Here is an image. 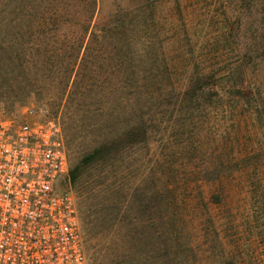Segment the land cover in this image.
Segmentation results:
<instances>
[{
  "label": "rangeland",
  "instance_id": "374dc122",
  "mask_svg": "<svg viewBox=\"0 0 264 264\" xmlns=\"http://www.w3.org/2000/svg\"><path fill=\"white\" fill-rule=\"evenodd\" d=\"M249 2L253 8L248 10L244 7ZM28 4L40 9V15L30 19L39 23V20L45 17L47 23L40 31L35 23L31 22L33 26H30V31L26 27L23 28L21 39L3 42L9 52L8 57L17 63L15 68L9 67L10 70L7 71L3 63L7 51L5 55L0 54V113L19 118L25 107L33 106L41 118L58 119L64 131L72 167L76 160L89 155L93 149H102L107 138H110L107 143L116 140L117 130L127 118L134 117L131 115L136 111V102L124 101L120 95V88L126 87L122 82V70L130 71L132 67L129 68V65L133 66V62L136 68H139L137 71H140L137 76L144 70L166 67L174 73V81L171 79L169 83L183 85L186 82V71L212 65L209 64L210 61L208 64L202 62L203 55L207 54L208 59L214 63L220 61V57L217 58L215 54L226 51L225 46L222 47L223 41L220 37H231L235 34L233 22L242 23L241 32L248 37L252 34L254 22L264 21V0H31ZM93 8L90 26L96 31L109 24L119 10L138 9L129 18L137 25H134L132 35L137 39L141 36L144 38L138 40L135 43L136 48L131 50L138 55L148 54L149 60L137 56L131 62L123 64L121 53L124 51L117 47L118 39L113 37L104 41L98 33L97 39L89 38L88 35L82 41L84 48H87L85 51L84 48L81 50L78 59L84 58L85 65L83 68L76 66L71 72L68 63L76 53L69 47L74 43L77 45L78 41L73 43L69 37L63 39L66 36V28L61 27L55 35L48 30L54 28L51 23L56 20H74L71 23L82 19L85 21ZM55 11L60 15L52 14ZM144 21L149 24L145 30L142 27ZM147 37L151 42L142 45V40ZM53 39L57 42L53 50L45 49L44 46L51 44ZM30 41L37 43L39 47L33 48L32 51L35 63L30 62L19 67L18 64L23 62L26 44ZM62 43L63 47L60 46ZM233 53L227 52V57L223 55L221 58L227 63ZM141 75L136 79V85L141 84ZM17 80L22 81V84H18ZM129 82L132 83L133 80L130 79ZM129 82L127 86L131 87ZM220 84L224 86L225 80L220 81ZM127 89L126 92L130 91V88ZM229 99H232V96L227 94L218 102L214 100L217 105L216 113L210 115L211 119L205 122L211 123L212 131H218L220 152L217 165H227V162L233 165L236 161H245L243 163L247 164L240 166L246 167L247 171L241 180H222L219 191L222 202L213 209L218 219L220 235L231 241L227 244L234 256L232 263L264 264L262 172L260 183L256 182V171L263 169L264 173V156L258 160L254 157L258 155L256 153L264 151L263 139L257 135L262 128L258 125L251 126L249 119H246L247 122L241 121L240 130L234 131L238 116L233 112V103ZM161 111L162 114L154 119L160 129L155 139H160L163 131L164 138L167 139L171 130L177 131L183 122V116L171 112L166 115L163 109ZM235 134L237 143H232L230 138ZM230 147L234 152H240V159H236L238 154L220 157L221 149L228 151ZM161 148L162 146L159 151ZM154 153L153 146L150 151L147 146H139L110 154L111 158L101 170L102 173H96L99 177L97 181L102 183L98 188L100 194L96 188V192L91 190L86 177L70 184L78 199L82 217L84 210L89 209L87 213L90 224L84 226L85 252L89 264H162V261L167 259L169 249L181 244L168 242L164 235L160 240H149L150 243H132L123 235L127 228L133 229L138 239L143 229L151 233L145 223L149 213V201L145 197L148 196L147 189L152 180L149 172ZM125 193L130 196L140 193L142 197L131 200V205L126 209L119 204L120 197L127 195ZM101 205L108 209L101 211ZM159 211L162 214L167 213V209L162 208ZM106 213L111 214L113 218L104 221L102 216ZM124 214L130 217L126 220ZM161 225L157 224L162 228L161 232H167V229L173 226ZM164 240L166 242L162 243ZM224 242L226 243L225 239ZM173 252L170 251V254Z\"/></svg>",
  "mask_w": 264,
  "mask_h": 264
},
{
  "label": "trees",
  "instance_id": "16d2710c",
  "mask_svg": "<svg viewBox=\"0 0 264 264\" xmlns=\"http://www.w3.org/2000/svg\"><path fill=\"white\" fill-rule=\"evenodd\" d=\"M30 1L3 0L0 2V54L5 55L7 51V47L3 45V42L9 39H21L23 28L26 27L30 31V26H33L31 22L35 23L36 28L40 31L45 28L42 27L47 23L45 17H42L39 23L30 19L31 17L35 18L37 14L40 15V9L38 7L35 9L31 4H28ZM92 1L95 2V0ZM251 5L252 3L249 2L244 8L249 10L253 8ZM94 8L91 9V15L85 21L82 19V21L71 23L74 20H70V22L56 20L51 23L54 28L48 30V32H53L52 35H55L61 27L66 28V36L63 39L69 37L73 40V43L78 41L77 45L74 43L69 47L74 54L76 53L72 57L73 60L68 63L71 72L76 66L83 68L85 65L84 58L78 59L81 50L84 48L82 41L88 35L89 38L97 39L98 33L104 41L113 37L118 39L117 47L124 51L121 53L123 64L131 62L137 56L140 59L149 60L148 54L138 55L137 52L131 50L136 48L135 43L138 40L144 38L141 36L137 39L132 35L135 30L134 25H137L129 18L138 9L119 10L109 24L100 29L97 28L98 31H96L95 28L90 26ZM52 14L60 15L58 11ZM146 26H149V24L144 21L142 24L144 30ZM233 27L235 29L234 35L220 37L223 41L222 47L225 46L224 50H226L221 54L218 52L215 54L217 58L220 57V61L214 63L208 59L207 54L203 55L202 62L208 64V61H210L209 64L212 65L186 71V82L183 85L169 83L171 79L174 81V73L166 67L148 69L139 73L143 75L140 85H136V79L140 78L137 73L140 71H137L139 68H136L134 62L132 63L133 66L129 65V68L132 67V72L131 70H122V82L127 88H130V91L126 92L128 89L122 87L120 88V95L124 101L136 102V111L131 115L135 118H127V121L117 130L116 140L107 143L110 141V138H107L102 149H93L89 155L76 160L73 167L70 166V184H75L82 177H86L91 190L96 192V188L97 193L100 194L98 188L102 186V183L97 181L99 177L96 173H102L101 170L104 169L105 164H108L111 158L110 154L117 151L124 152L128 147L147 146L149 151L151 146L154 147L155 153L149 172L152 180L147 189L148 196L145 197L149 201V213L147 219H143L146 221L145 223L151 233H149V230L143 229L138 239L136 232L131 228H127L123 235L132 243L135 241L150 243L149 240H160L162 235L166 237L165 240L171 241L170 243H181L179 246L176 245L169 249L167 259L162 261V264H233L232 249L227 244L231 241L220 235L217 225L218 219L213 207L222 202L221 193L219 192L222 180L243 179L247 168L240 165L247 163L236 161L233 165H230V162L229 164L227 162V165L224 163L217 165L220 152L218 131H212L211 123L207 124L205 121L211 119L210 115L213 116L216 113L217 105H215L214 100L218 102L222 96L228 94L232 96V99H229L233 103L232 110L238 116V123L233 127L234 131L240 130L241 121L247 122L246 119H249L251 126L256 127L258 125L262 128V131H259L257 135L260 138L262 137V143H264V21L254 22V26H252L254 29L248 37L241 32L243 30L242 23L233 22ZM139 30L143 31L140 28ZM142 41V45L151 42L148 37ZM55 44L57 42L53 39L51 44L45 45L44 48L53 50ZM60 46L63 47L64 43ZM37 47V43L32 41L26 44L23 62L21 61L18 64L19 67L30 62L35 63L32 51L33 48L36 49ZM86 48H84V51ZM227 52L231 54L234 52V58L232 57L229 62L225 63L221 57L223 55L227 57V54H225ZM8 53L7 51L3 61L7 71L10 70L9 67L15 68L17 63L12 62V59L8 57ZM228 63L230 64L228 65ZM233 66L234 69H232ZM130 79L135 84L130 83ZM223 80H225L224 86L220 84V81ZM16 82L22 84V81L17 80ZM128 82L131 87L127 86ZM154 109L156 110L153 113ZM162 109L166 115L171 112L183 116V122H181L177 131L171 130V135L167 139L164 138V131L160 134L162 136L160 139H155L159 135L160 129L154 119L162 114ZM205 128L206 130H204ZM236 135L230 138L232 143H237ZM161 146L162 148L159 151ZM231 148L228 151H222L223 149H221L220 157L238 154L236 159H240V152H234ZM256 154L254 157L258 160L264 156V151ZM186 155L187 157H184ZM237 162L242 164H237ZM263 162L264 160H262ZM261 172L264 179L263 169L256 171V182L258 183L261 181ZM207 175L210 177H207ZM142 191L144 192V190ZM125 194L127 195L120 197L119 204L126 207V209L131 205V200L142 197L140 193L134 194V196H130L128 193ZM258 205H260V202ZM103 206L101 205V207ZM162 208L167 209L166 214L160 213L159 209ZM106 209L108 207H103L101 211ZM87 211L84 210L83 217L80 212L84 232L86 228L84 226L90 224ZM126 212L128 211L126 210ZM129 217L130 215H125L126 220ZM102 218L106 221L107 219L111 220L113 217L111 214L106 213ZM160 223L173 226L171 229H167V232H161L160 229L162 228L157 226ZM165 240L162 243H165ZM170 251L174 252L170 254Z\"/></svg>",
  "mask_w": 264,
  "mask_h": 264
},
{
  "label": "built area",
  "instance_id": "2783aa9c",
  "mask_svg": "<svg viewBox=\"0 0 264 264\" xmlns=\"http://www.w3.org/2000/svg\"><path fill=\"white\" fill-rule=\"evenodd\" d=\"M61 123L0 113V264H89Z\"/></svg>",
  "mask_w": 264,
  "mask_h": 264
}]
</instances>
